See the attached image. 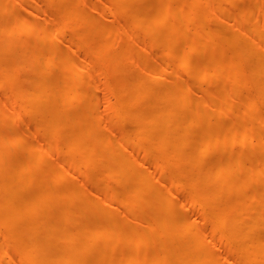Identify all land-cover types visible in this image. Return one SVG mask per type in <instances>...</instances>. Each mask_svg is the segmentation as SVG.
<instances>
[{"label": "bare ground", "instance_id": "6f19581e", "mask_svg": "<svg viewBox=\"0 0 264 264\" xmlns=\"http://www.w3.org/2000/svg\"><path fill=\"white\" fill-rule=\"evenodd\" d=\"M41 1L57 19L0 0V264H264V113H247L264 104V0ZM126 8L127 28L107 25ZM178 66L227 101L230 126L191 99L193 76L164 82ZM250 139L257 155L227 152Z\"/></svg>", "mask_w": 264, "mask_h": 264}, {"label": "rangeland", "instance_id": "374dc122", "mask_svg": "<svg viewBox=\"0 0 264 264\" xmlns=\"http://www.w3.org/2000/svg\"><path fill=\"white\" fill-rule=\"evenodd\" d=\"M92 1H95V2H99L98 0H92ZM43 3V4H41ZM62 3V2H61ZM100 3V2H99ZM39 4H40V8L42 10H45L48 14V17H50L52 20H55V18L57 19L58 18V5L57 6H51L50 4L48 3H44L42 2L41 0H39ZM246 5L250 6L251 5V0H248L246 2ZM235 8V7H234ZM232 10V8L230 9ZM242 11V10H241ZM241 11H238L237 14L241 13ZM253 15L252 14H249V15H246L245 17H242V18H246L247 20L250 19ZM131 17L128 9L126 8L124 11H123V14H120V15H117V16H109V20L107 22V25L113 27V28H118L120 30H123L124 28H127L125 25H123L125 23V21H127L129 18ZM177 17H174V19H176ZM123 25V26H121ZM88 27L87 26H81L78 28L79 31H82L84 33H87V29ZM131 32L132 34L136 35L138 33V28L136 27H133L131 28ZM88 35L89 37H91L92 35L95 36L96 34H90L88 32ZM63 42H65V39L63 40ZM62 42V43H63ZM126 43V40H120L118 42V45L121 46L123 44ZM82 51L80 49H77L75 51H72L70 52V54L74 57H81ZM155 54V50H152L150 52H148L147 54H142L140 52V50H137V53H136V57L137 59L140 61V62H144L146 60H150ZM207 56V53H204V54H199V55H196L193 57V61H192V64L195 66L196 63L198 62V60L204 58ZM95 68V67H94ZM102 69V66H96V68L93 70V72H100V70ZM196 68L194 67L193 69H191L189 72L187 73H184L183 70L178 66L176 69L170 71L168 73V76L167 78L164 80V82H169L171 79H174V77L176 76L177 73H182L184 75H191L193 76V79H194V90L192 93H190V97L191 99L194 101V99H198V98H201L203 97L204 100H206L207 104H208V108H214L216 109V111L214 112H211V115L213 116V119H214V122L220 124V125H225L226 127H228L227 125L230 126V120L232 119V117L234 116L233 113H230L226 116H223L222 114V109L224 108L225 106V103L227 102H224V103H221V102H218L215 104L214 100H213V89H212V86L210 84H208L207 82V79L206 78H202V79H199L197 73H196ZM61 72V66L60 65H57L56 68H55V71L53 73V77H57ZM187 77V76H185ZM108 81L111 80V75H108ZM93 82H97V80L95 78H92ZM244 80H239V83H242ZM238 86H243L242 84H237ZM99 88H102L103 90V87L102 85L99 83L97 85ZM201 89H203V91H205V95L206 96H201L199 95V93L201 92ZM229 88L225 89V90H221L222 93L220 94L222 100H227L228 98H232V95L229 93V92H226ZM242 96H248V92H242L241 93ZM6 94L3 93L2 89L0 88V97H5ZM104 100H105V95H104V92L102 91V94H100L99 96V103H100V106H99V114L100 116H105V115H109L111 113V108H105L104 107ZM230 103H231V100H228ZM232 108V107H230ZM241 111H242V108H241ZM72 113L75 112L74 109L71 110ZM188 115V112H186ZM248 115L250 117H258L259 114L261 113H264V104L262 103L261 100L258 99V102L255 104V108L253 110H250L247 112ZM191 114L190 116H188L186 119H191ZM195 122H199L201 123V119L198 118ZM223 123H227V124H223ZM22 125L27 128V129H32V127L34 126L33 124V121H31L30 119H24V121H22ZM190 126V128L192 127L193 130L195 129L196 132H199L200 130H202L204 128L203 124H188ZM217 125V124H215ZM256 127H259L258 125ZM236 130H239V134H243L244 132H251L252 130L248 129V128H245V125H242V124H236L235 126ZM259 132L263 133L264 132V129H261V130H258ZM255 134H257V132L255 131L252 135L254 136L253 139H255ZM43 138V135L39 138H32L31 139L33 140V142H38L40 141L41 139ZM252 140H248L247 142V147L245 148H242V149H237L236 147L232 146V147H229L228 148V151L227 152H232V153H240L242 155H246V154H254V155H257L258 153V150L260 148H263V146H257V147H254L252 146ZM9 150H10V153L13 157H18L19 155H21L22 151H23V148H24V145H17L15 147L12 146L11 143H9ZM257 153V154H255ZM212 155V152L210 151L208 154H206V159H209V157ZM61 156H58V155H55L53 154L52 152H49V153H46V154H43V155H40L39 158L42 159V160H46V161H50V164L51 162H55L57 160H59ZM259 157V156H257ZM256 157V158H257ZM235 161V159H233V162ZM47 165H49L48 163H46ZM249 164V163H248ZM252 164V163H251ZM46 165V166H47ZM264 175V174H262ZM107 184V183H106ZM98 188H101V186H98ZM224 200L223 199H219L218 202ZM254 203V201H253ZM200 208H196V211H200L199 210ZM121 210V209H120ZM252 211H256V209H253ZM249 216L245 213V218L247 219ZM118 250H116L117 252ZM92 254L90 253L88 256H86V259H91L92 258ZM11 258H8L5 262H7L8 264H10L11 262Z\"/></svg>", "mask_w": 264, "mask_h": 264}]
</instances>
